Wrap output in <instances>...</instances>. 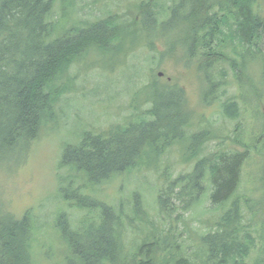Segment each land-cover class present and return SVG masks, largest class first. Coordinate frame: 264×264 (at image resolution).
Segmentation results:
<instances>
[{"label": "trees", "instance_id": "trees-1", "mask_svg": "<svg viewBox=\"0 0 264 264\" xmlns=\"http://www.w3.org/2000/svg\"><path fill=\"white\" fill-rule=\"evenodd\" d=\"M97 1L0 0L3 159L18 152L25 156L32 140L55 121V107L74 88L73 64L93 51L114 52L111 44L117 41L122 45L112 61L118 65L142 43L160 55L155 45L167 40L150 39L153 31L161 38L178 31L168 54L194 71L203 105H215L216 113L235 125L223 136L204 114L195 120L183 87L170 78L160 81L159 71L155 73L153 86L148 80L134 93L128 114L104 128L84 129L74 143L63 146L59 167L71 168L73 174L61 179L68 186L59 190L80 215L71 222L65 209L57 213L55 228L64 251L56 250L52 264L61 263L57 258L64 264H264V163L250 172L248 181L241 174L251 153L264 149V0H133L121 14L104 11L93 19L80 14ZM224 64L232 71L236 94L226 92ZM254 68L258 84L249 74ZM244 82L251 96L241 89ZM246 101L251 107L244 111ZM253 123L257 130H248L250 141H242V125ZM215 139L221 143L207 152L208 142ZM226 139L242 150L223 148ZM173 146L190 167L175 176L167 160ZM147 170L161 181L156 214L180 219L204 199L209 202L214 214L201 221L204 230L194 232L193 252L178 239L187 227L180 233L172 225L164 230L135 190L130 203L113 206L85 192L117 175ZM79 176L84 183L74 184ZM134 221H139L138 233L129 237ZM42 236L31 209L16 217L0 207V264H44L49 257L40 244Z\"/></svg>", "mask_w": 264, "mask_h": 264}, {"label": "rangeland", "instance_id": "rangeland-1", "mask_svg": "<svg viewBox=\"0 0 264 264\" xmlns=\"http://www.w3.org/2000/svg\"><path fill=\"white\" fill-rule=\"evenodd\" d=\"M92 1L77 0V3L84 5ZM131 1L133 0H99L95 4L84 6V10L80 14L91 19L104 16L106 13L121 14L126 11ZM104 11L107 12L102 15ZM152 33L150 39L167 40L166 44H161L162 46L159 43L155 45V48L160 50V55L155 51L149 52L145 43H142L131 53L132 55L130 54L131 56L124 64L118 65L117 62L112 61L116 56V48L122 45V41H117L111 44L115 49L114 52L93 51L85 59L81 58L80 61L73 64L69 73L74 77V88L65 94L55 107L57 112L55 121L49 122V125L41 130L38 137L32 140L25 156L18 152L7 155L3 159V156L0 155V207L12 212L16 217L25 210L31 209L35 222L42 229L43 236L40 244L44 247L45 255L49 257H45L44 264L54 262L53 256L56 257V250L60 249L61 253L64 251V246L58 238L55 228L57 213L65 209L71 222H74L80 215L78 210L67 206L68 204L62 199L59 190L61 186H68L67 183H62L61 179L67 180L73 174L71 168L59 167L63 146L67 143H74L84 129H90L92 126L104 128L110 122L128 114V104L134 93L142 85L148 83V80L150 86H153L151 77L154 78L155 73L162 72V75L158 77L160 81L170 78L183 87L188 106L195 112V120L198 114H204L205 118L211 119L213 125L220 129L223 136L229 135L233 130L234 121L224 119L217 114L218 109L215 105L207 106L201 102L199 83L194 71L186 67L175 54L173 56L168 54L170 52L167 48L175 44L178 31L172 35L167 33L162 38L157 31ZM246 58L251 62L254 59L248 53ZM109 67L113 70L111 71ZM224 68L226 70L225 79L229 81L226 92L227 94H236L237 86L233 80L232 71L225 64ZM249 74L254 80H257L258 74L255 68ZM256 83L258 84V82ZM161 84L157 83V90H162ZM241 85V89L251 96L248 84L244 82ZM151 95H153V90ZM141 98L142 94H139V99L136 102H139ZM263 106L260 105V108L264 109ZM250 107L251 103L246 101L244 106L242 103L241 109L247 111ZM245 124H247L246 121ZM248 130L256 131V124L253 123L247 128L242 125L240 130L242 141H250L251 134ZM220 141V139L209 141L206 151L215 150ZM224 143L226 145L222 147L225 149L242 150L240 145L229 139H226ZM179 153L177 146H173L167 155V160L172 166V176L190 169L189 165L183 163ZM262 163H264V149L260 153L253 151L243 163L241 171L243 180L247 179L248 181L250 172L252 173L254 168H256L254 172H257V168ZM78 183H84L80 176L74 179V184ZM74 184L72 185L74 186ZM160 184L161 181L159 177L157 178V173L147 170L142 173L132 172L128 175H117L98 186H88L85 192L113 206L119 204L120 201L130 203L132 192L135 190L136 194L142 195L141 198L146 203L150 218L164 230L168 229L169 225L174 227L175 232L184 231V227H187L186 232H179L178 239L188 252H193L195 250L194 232L204 230L205 225L201 221L211 219L214 214L209 210V202L204 199L203 205L185 211L183 218L180 219H175V214L162 217L155 212V193ZM202 211L204 214H201ZM137 225H139V221H134L133 227L131 226L128 230L129 237L135 232L138 233L135 228ZM82 226L83 228L87 227L89 232L92 229L87 221H83ZM61 253L57 252L58 256L61 257ZM56 260L61 262L59 264H64L62 258Z\"/></svg>", "mask_w": 264, "mask_h": 264}, {"label": "water", "instance_id": "water-1", "mask_svg": "<svg viewBox=\"0 0 264 264\" xmlns=\"http://www.w3.org/2000/svg\"><path fill=\"white\" fill-rule=\"evenodd\" d=\"M161 74H162L161 72L158 73V75H161Z\"/></svg>", "mask_w": 264, "mask_h": 264}, {"label": "bare ground", "instance_id": "bare-ground-1", "mask_svg": "<svg viewBox=\"0 0 264 264\" xmlns=\"http://www.w3.org/2000/svg\"><path fill=\"white\" fill-rule=\"evenodd\" d=\"M117 16V15H116Z\"/></svg>", "mask_w": 264, "mask_h": 264}]
</instances>
